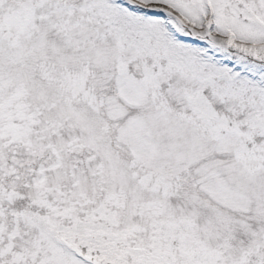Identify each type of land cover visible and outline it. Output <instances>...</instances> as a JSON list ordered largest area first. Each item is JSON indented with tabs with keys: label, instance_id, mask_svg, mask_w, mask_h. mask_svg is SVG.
Instances as JSON below:
<instances>
[{
	"label": "snow or ice",
	"instance_id": "6c2138e0",
	"mask_svg": "<svg viewBox=\"0 0 264 264\" xmlns=\"http://www.w3.org/2000/svg\"><path fill=\"white\" fill-rule=\"evenodd\" d=\"M0 264H264V0H0Z\"/></svg>",
	"mask_w": 264,
	"mask_h": 264
}]
</instances>
